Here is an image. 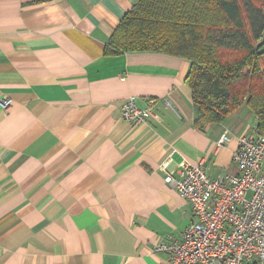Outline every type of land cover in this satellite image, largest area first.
Returning a JSON list of instances; mask_svg holds the SVG:
<instances>
[{
  "label": "crops",
  "instance_id": "crops-1",
  "mask_svg": "<svg viewBox=\"0 0 264 264\" xmlns=\"http://www.w3.org/2000/svg\"><path fill=\"white\" fill-rule=\"evenodd\" d=\"M138 2L0 0V264H169L153 248L193 213L165 178L202 158L213 179L237 173L253 110L200 130L189 61L105 55ZM130 98L157 119L125 121Z\"/></svg>",
  "mask_w": 264,
  "mask_h": 264
},
{
  "label": "trees",
  "instance_id": "trees-1",
  "mask_svg": "<svg viewBox=\"0 0 264 264\" xmlns=\"http://www.w3.org/2000/svg\"><path fill=\"white\" fill-rule=\"evenodd\" d=\"M133 53L189 61L198 129L247 105L264 134V0H139L105 49Z\"/></svg>",
  "mask_w": 264,
  "mask_h": 264
},
{
  "label": "built area",
  "instance_id": "built-area-1",
  "mask_svg": "<svg viewBox=\"0 0 264 264\" xmlns=\"http://www.w3.org/2000/svg\"><path fill=\"white\" fill-rule=\"evenodd\" d=\"M11 104L5 100L2 107L7 110ZM123 119L139 125L157 116L153 105L143 109L130 98L123 106ZM228 141L225 130L216 150ZM233 161L236 174L213 179L202 158L180 179L165 178L190 202L193 219L178 238L156 244L154 253L168 255L169 264H264V134L242 136Z\"/></svg>",
  "mask_w": 264,
  "mask_h": 264
}]
</instances>
